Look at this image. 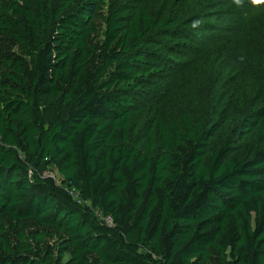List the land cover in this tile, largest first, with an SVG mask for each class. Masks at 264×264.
<instances>
[{
	"label": "trees",
	"instance_id": "16d2710c",
	"mask_svg": "<svg viewBox=\"0 0 264 264\" xmlns=\"http://www.w3.org/2000/svg\"><path fill=\"white\" fill-rule=\"evenodd\" d=\"M167 2L153 17L139 4L0 0V264H264V99L226 134L251 151L230 155L219 110L156 117L138 141L125 92L146 55L255 19L264 0ZM65 92V115L44 127L40 101Z\"/></svg>",
	"mask_w": 264,
	"mask_h": 264
},
{
	"label": "rangeland",
	"instance_id": "374dc122",
	"mask_svg": "<svg viewBox=\"0 0 264 264\" xmlns=\"http://www.w3.org/2000/svg\"><path fill=\"white\" fill-rule=\"evenodd\" d=\"M102 1L105 8L123 4L146 5L156 17L163 12L169 0ZM261 10L264 7L256 8L254 12ZM5 12L0 3V13ZM223 18L227 19L226 16ZM239 18L241 20L236 22L233 20L238 18L234 15L231 18L229 26L235 27L232 34L230 28L214 35L205 28H199L185 35L183 42L146 55L148 71H141L131 84L125 86V92L134 98L132 109L140 111L139 129L135 136L138 141L148 139L156 117L164 124L178 120L182 113L216 121L215 112L219 110L229 116V124L219 136L218 147L227 143L230 155L251 151L253 141L248 140L241 145L244 149L238 148L234 152L231 149L234 143L226 140V134L232 136L233 129L247 109L264 99V11L259 12L255 19H250L251 13ZM66 95L67 92L49 95L40 101L39 112L44 127L65 115ZM37 172L55 179L59 177L50 166L40 165ZM32 176L33 171L30 170Z\"/></svg>",
	"mask_w": 264,
	"mask_h": 264
}]
</instances>
